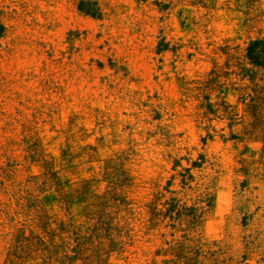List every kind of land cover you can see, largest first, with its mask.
Listing matches in <instances>:
<instances>
[{"label":"crops","instance_id":"obj_1","mask_svg":"<svg viewBox=\"0 0 264 264\" xmlns=\"http://www.w3.org/2000/svg\"><path fill=\"white\" fill-rule=\"evenodd\" d=\"M252 3L0 0V46L22 29L39 84L87 95L0 131V264H264V97L234 80L264 66Z\"/></svg>","mask_w":264,"mask_h":264},{"label":"rangeland","instance_id":"obj_2","mask_svg":"<svg viewBox=\"0 0 264 264\" xmlns=\"http://www.w3.org/2000/svg\"><path fill=\"white\" fill-rule=\"evenodd\" d=\"M252 1L254 2L252 6L259 5L255 18L259 19L258 24L261 25V32L264 35V0ZM245 5L249 4L246 2ZM27 35L22 29L15 28L11 31V41H9L11 44L5 47L0 46V131L37 121L48 115L46 113L51 112L48 108L53 105L62 108L70 107L72 109L68 110L73 111L87 98L86 94L75 93L76 90L81 89L80 86H85L84 82L78 85L65 82L62 84L47 78L44 84H39L40 70L46 69L47 73L52 70L48 69L49 66L46 63L38 61V48L29 46L23 41ZM261 50L258 49L264 63V54ZM30 54H35L34 59H30ZM254 70L264 75V66L263 68L255 65L247 67L245 75L234 78L236 86L251 90L246 77ZM251 92L255 97V105L261 103L264 88L252 89Z\"/></svg>","mask_w":264,"mask_h":264},{"label":"built area","instance_id":"obj_3","mask_svg":"<svg viewBox=\"0 0 264 264\" xmlns=\"http://www.w3.org/2000/svg\"><path fill=\"white\" fill-rule=\"evenodd\" d=\"M167 50L173 53L179 50V48L177 44L170 41ZM183 52L190 56L192 63L198 67L207 64L209 61L206 49L200 44L187 42L183 47ZM246 82L254 90L262 89L264 88V75L258 70L251 71L246 77Z\"/></svg>","mask_w":264,"mask_h":264}]
</instances>
